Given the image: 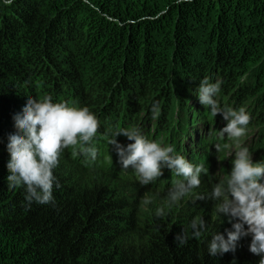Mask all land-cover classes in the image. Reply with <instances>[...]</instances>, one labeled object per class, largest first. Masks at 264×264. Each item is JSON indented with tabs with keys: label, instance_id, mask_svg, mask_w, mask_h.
<instances>
[{
	"label": "trees",
	"instance_id": "obj_1",
	"mask_svg": "<svg viewBox=\"0 0 264 264\" xmlns=\"http://www.w3.org/2000/svg\"><path fill=\"white\" fill-rule=\"evenodd\" d=\"M205 78L219 82L217 96L235 110L249 107L248 125L264 131V0H0V264H259L264 254L249 250L251 235L235 252H208L212 235L227 238L234 222L209 199L227 145L214 152L220 132L207 144L202 131L201 150L189 158L208 175L176 212L168 192L182 177L164 168L141 185L108 144L118 127L142 125L147 139L182 155V129L171 136L170 121L186 120L192 100L207 125L223 117L199 101ZM45 96L96 115L98 155L91 161L65 149L53 169V202L29 205L23 186L8 187L7 145L28 97ZM198 217L206 230L193 238ZM184 230L181 245L175 237Z\"/></svg>",
	"mask_w": 264,
	"mask_h": 264
},
{
	"label": "clouds",
	"instance_id": "obj_2",
	"mask_svg": "<svg viewBox=\"0 0 264 264\" xmlns=\"http://www.w3.org/2000/svg\"><path fill=\"white\" fill-rule=\"evenodd\" d=\"M11 4L12 0H5ZM198 97L202 105L210 110L213 117L222 114L227 121L220 130V136L226 134L229 139L239 141L246 134L250 115L244 108L235 110L222 108L215 96L220 92V84L210 83L207 78L200 82ZM157 111L153 106V112ZM17 132L10 134L7 145L10 160L7 164V184L9 188L23 186L25 200L31 204L53 202V169L58 166L61 153L68 148L74 154L83 155L95 161L98 149L92 144L100 128V121L87 107L70 106L68 102L54 103L51 96L43 99L28 97L22 112L13 117ZM123 135L131 143L121 144L116 137ZM119 157L122 168L131 167L139 176L141 185H148L163 175L167 168L182 179L174 180L168 192L169 204L176 203L199 187L200 176L208 175V168L203 164L193 165L183 155L174 154V148L162 146L147 139L139 128L118 127L108 139ZM227 145H224L226 147ZM233 168L226 179L217 182L209 199L215 201L217 214H225L232 223V230L227 231V238L216 232L208 245L210 255L235 252L242 237L251 235L249 250L256 255L264 254V163L254 162L247 147L237 144ZM216 151L222 148L215 144ZM204 199L203 196H197ZM151 201L145 198L144 203ZM157 216H164L165 210L158 208ZM192 237L198 238L206 230L203 217L191 222ZM178 244H185L188 234L175 237ZM259 264H264V256Z\"/></svg>",
	"mask_w": 264,
	"mask_h": 264
},
{
	"label": "rangeland",
	"instance_id": "obj_3",
	"mask_svg": "<svg viewBox=\"0 0 264 264\" xmlns=\"http://www.w3.org/2000/svg\"><path fill=\"white\" fill-rule=\"evenodd\" d=\"M215 99L217 100L218 104L222 108L234 109L233 107L234 104L229 103V102L227 103L226 99L224 98L220 99L217 95L215 96ZM196 102H197L196 100H192L191 105L194 107V109L198 108V110L195 111L193 109L192 111L187 113L188 115L185 114V116L187 117L186 120L182 121L184 115L181 116L182 117L181 120H180V115H178L176 116L174 120L170 121V123H172L170 126L171 136H173V134L176 133V130L180 131V129H182V135H181L182 143H180V151L182 155L185 156V158L189 160V162H190V158H189L190 153L193 151L199 152V150H201L200 138L202 136V131L205 130L204 131L205 136L204 135L203 136H204L205 141H208L207 144H209L213 141V138L211 137L212 136L215 137L219 135L220 130L223 129L227 124V121L223 117H220L217 123L214 124V126H213V122H210L207 125V122H206L207 120H205V118L203 117L204 114L199 113V107L201 105L195 104ZM248 108L249 107H247L246 109L244 108L247 113H249L247 111ZM209 112L210 110L208 109V113ZM146 115L147 113H144V116ZM217 115H220V114H217ZM155 121L156 120H154V122ZM181 122H183V125H184L183 127L181 126ZM152 123L153 121L148 122L149 125H151ZM141 127L142 125H140L139 129ZM214 127L217 128V131L213 134L211 130ZM128 128H130L129 125H128ZM149 130H152V126H150ZM218 138L219 139L216 143L221 144V146H223L224 144H227V146L221 152L222 154H220L219 157L216 158L215 160L214 172L212 173L213 174L212 180L215 181L214 184H216L220 180L226 179L229 173L231 172L233 168L232 162L235 158V151L237 150V147H236L237 144H239L240 147H247L249 149V153L250 155H252V159L254 162L264 163V131H262V129L259 127L258 124L247 125L246 134L243 137H241L239 141L229 139L226 134L224 135V137L220 136ZM214 152H217L216 148L214 149ZM227 167H230V168H227ZM191 199L192 197L188 195L182 198L180 201L171 204L169 209L172 212H176V210H180L181 206L186 205L187 202ZM155 207L158 208L157 205H155Z\"/></svg>",
	"mask_w": 264,
	"mask_h": 264
}]
</instances>
